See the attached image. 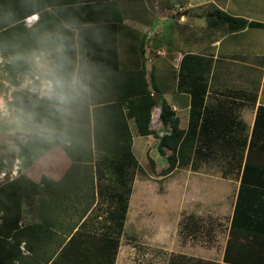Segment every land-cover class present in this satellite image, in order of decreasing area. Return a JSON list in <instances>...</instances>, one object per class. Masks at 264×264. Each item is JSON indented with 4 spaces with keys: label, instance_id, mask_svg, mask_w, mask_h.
Wrapping results in <instances>:
<instances>
[{
    "label": "crops",
    "instance_id": "0c3cea01",
    "mask_svg": "<svg viewBox=\"0 0 264 264\" xmlns=\"http://www.w3.org/2000/svg\"><path fill=\"white\" fill-rule=\"evenodd\" d=\"M51 1L58 2L59 0ZM172 2L176 6H180L179 1L173 0ZM148 3H159L161 11L157 15L158 18H152L153 16H150V20L147 18L145 8ZM116 4V8L112 7L110 12H104L105 15L110 16V19L113 18L112 23H107V28H103L98 32L99 34H92L91 36L94 35L92 37L93 43H97L99 46L107 45L112 50L110 33L113 34L118 55L117 66L113 68L117 69H104L106 71L90 73L86 70L83 60L84 48L81 51L77 48L76 64L71 78V80L75 78L78 82L75 90L77 98L85 105L92 101V95L94 99L106 95L115 98L125 92L127 88L125 82L128 76L134 77V83H136V80L140 79L141 72H143L144 79L148 82L147 90L151 91V96L157 102L151 110L149 128L154 131L155 129L159 130V127L155 125L156 118L159 116L160 103L165 101L178 119L179 129L187 132L191 97L182 91L170 92L169 86L163 90V78L166 76H171L172 79L174 76L178 77L181 59L184 56H192L191 61L194 66L204 67L203 77H205L206 91L203 95L202 105L196 109L199 111V116L194 120L196 122H194L191 137L190 159L186 160L187 163L184 166L181 165V168L190 167V171L185 174L186 176L177 180V198L183 199V202L181 203L179 200L177 201L178 206L175 204L176 217L178 219L183 217V213L186 211L185 207H188L189 204L190 210L191 202L198 201L197 204L195 202V209L196 205L204 207L205 204L211 203L212 215L216 210L219 214L223 211L226 213L227 219L223 232L226 245L241 188L242 196L238 204L236 220H234L231 230L234 235V243L237 245L235 248L245 257H264V189L252 190L249 185L241 187L240 182L251 137L254 146H261L264 143L263 129L258 127L253 133L257 110L259 107L264 108V0H193L189 8L191 13L180 14L179 18L172 16L173 14L166 8L163 11V0H119L116 1ZM204 4L209 7L208 11L201 7ZM214 8L230 17L241 18L247 23L260 24L261 27L233 30L227 25L217 24L212 17ZM64 15L69 23L64 22L59 15H55V17L49 15L44 22L42 21L43 24L47 23L51 26L49 30L45 31V35L55 36L59 42L53 46L44 47L40 53L46 55L53 49L57 52L61 51L63 49L61 41H64L62 33H66L64 30L73 32L74 40L78 37L83 42L84 38L81 32L73 27L78 22L79 16L71 14V12ZM27 18L29 19L25 20L26 25L29 20L31 24L26 27H32L37 23L39 15L33 14ZM172 18H176V21ZM171 26L175 27L177 40L171 39L173 31L167 29ZM181 27L187 31L181 33L179 30ZM164 31L170 34L165 35ZM163 35L166 36L167 40L172 41L171 53L167 55L163 52ZM86 36H88V32H86ZM152 40L155 43L151 46ZM75 43L78 45L77 41ZM94 46L92 48L96 56H94L93 63L99 65L103 61V65H111L113 63L112 58H108L109 61L106 63L104 54L100 51L101 48ZM195 75H199L198 71ZM93 108V106L88 105V111L91 114L90 124L93 122ZM101 118L103 116H98V122L102 121ZM127 127L131 137V153L138 162L140 159L137 153L141 154V150L149 143V138L153 139V135L140 136L137 133L133 118H127ZM161 129L163 128L161 127ZM82 131L84 130L82 129ZM69 143L67 142L66 145ZM76 143L83 149L85 148L84 151H88L89 146L93 151L91 156H88L89 154L72 156V161L76 163L89 162L93 157V161L96 158L101 161L108 155L105 150L106 146L112 144L103 136H98V150H94L93 138H91L90 144L86 137L76 141ZM49 152L48 155L53 153L52 150ZM61 157L62 162L71 163V159L66 153ZM51 158L60 160L56 154ZM249 163H255L257 167L264 161L258 154L250 151ZM205 166L208 168L207 170L201 169ZM52 171L54 170L50 172ZM51 175L47 177L56 182H59L63 177V175ZM74 175L75 173L70 178ZM259 177L264 179V175ZM189 179H191L189 184H186ZM185 185H189L190 193H187ZM53 191H49L51 201L48 200L49 198L44 199L47 194L44 193L42 204L35 207V215L38 221L32 224H42L44 228L38 232V236L24 234L18 235L14 239L11 238L12 233H10L6 237L8 247L0 248L1 264H43L44 257L46 258L44 264H51L54 261L57 255H53L48 260V252L44 249L52 244L49 242L56 241L54 230L58 220H60L59 218H64L61 214L68 207L66 205L68 203L53 201L56 195L59 197L63 193V190L58 191V188H55L56 192ZM48 195L46 196L48 197ZM224 199L227 200L226 204L222 203ZM19 209L18 227L21 229L31 224L22 225L20 223L22 220L21 205ZM196 210L198 211H192L193 213L189 211L190 213L184 219V223L187 222L189 227L193 223L201 225L204 222L198 216L195 217L194 214L201 215L203 210ZM206 213L208 212L206 211ZM77 230L76 227L72 229L70 236ZM245 237L248 239L245 240ZM251 237L254 239H250ZM4 238L0 237V241H3ZM17 240L20 242L18 243ZM69 240L70 237L65 239V242L67 243ZM246 242L249 243L246 244ZM257 243L263 246L262 250ZM61 249L62 247L59 251ZM8 253H14L16 257L5 260ZM218 264L229 263L219 261Z\"/></svg>",
    "mask_w": 264,
    "mask_h": 264
},
{
    "label": "rangeland",
    "instance_id": "374dc122",
    "mask_svg": "<svg viewBox=\"0 0 264 264\" xmlns=\"http://www.w3.org/2000/svg\"><path fill=\"white\" fill-rule=\"evenodd\" d=\"M172 1L163 0V11L166 8L173 14L172 16L178 18L180 14L191 13L189 8L193 0H176L179 1L180 6H176ZM201 7L205 11L209 10L206 4ZM160 11L159 3H148L145 15L149 20L150 16L158 18ZM26 19L24 24L28 26L31 21L29 20L26 25ZM171 28L167 27L171 32L173 31L171 39L177 40L175 27L171 26ZM179 30L181 33L187 31L183 27ZM164 33L170 34L165 31ZM165 35H163V52L167 55L171 53L172 41L167 40ZM154 43L155 41L152 40L151 46ZM56 52L55 49L46 55L36 52L24 59L18 56L4 57L0 53V187L16 180L19 175L25 176L33 184L38 183L40 175L62 176L71 164L67 161L62 162L61 156L64 153L75 157L93 154L91 146L88 151H84L85 148L76 143L83 139L79 136V129L78 132L76 129L70 130L75 133L73 139L69 136L70 139L66 138L48 147L49 144L56 142L57 138L46 136L44 145L36 146L29 137V128L17 118L19 109L16 108L15 97L20 101L38 100L28 92L27 88L22 87V83L24 80L27 83L28 76L32 74H38L41 78H50L46 69L51 68ZM37 60L40 62L39 67ZM177 80V76L173 79L171 76L164 77L163 90L169 86L170 92L181 91ZM153 132L155 133L153 139L149 138V143L143 147L141 154L137 153L140 160L138 162L135 160L134 165L125 171L119 184L115 183L116 177L111 170L112 167L108 165L95 173L97 158L95 161L93 157L89 162H78L79 167L76 168V172L74 171L75 175L71 178L67 177L64 181L63 193L53 199L68 203L66 204L68 209H64L61 214L64 218H59L58 228L54 230L56 241L49 242L52 244L44 249L48 252V260L53 255H57L51 264H195L196 261L218 264L219 261H223L226 248L225 236H223L226 213L223 211L219 214L216 210L212 215L211 203L205 204L204 207L196 205V209H201L203 212L201 215L194 213L196 215L194 216H198L204 222L201 225L193 223L189 227L187 222L184 223V219L189 211H198L195 209V202L197 204L198 201H195L189 202L190 210L189 204L185 207L183 217L179 219L176 217L177 201L180 200L176 194L177 180L190 171V167L181 168L187 163L186 157L190 159V148L185 146L179 150L177 158L180 163L176 161L172 173L165 174L168 167L166 157L170 152L165 151V156L159 155L157 146L161 134H158L156 129ZM67 142H70L69 145H66ZM70 146H75L71 153L66 150ZM51 150L53 153L48 155ZM55 154L60 160L51 158ZM201 169L208 168L205 166ZM51 170L54 171L50 172ZM190 180H187L186 184H189ZM185 188L187 193L191 192L189 185H185ZM128 190L125 219L119 229L112 218V213L120 208V204L113 200L111 194L114 191ZM46 193L49 194L48 197L47 194L36 192L34 196L21 202L22 225L38 221L35 207L42 204L44 195V199L49 198L48 200L51 201L50 193ZM180 202L182 203L183 199ZM222 203L226 204L227 200H222ZM1 223L2 210H0V236L5 238L0 241V248L5 249L8 247V241ZM75 227L78 230L70 236ZM69 237L70 240L66 243L65 239ZM45 259L44 257L43 264Z\"/></svg>",
    "mask_w": 264,
    "mask_h": 264
},
{
    "label": "trees",
    "instance_id": "16d2710c",
    "mask_svg": "<svg viewBox=\"0 0 264 264\" xmlns=\"http://www.w3.org/2000/svg\"><path fill=\"white\" fill-rule=\"evenodd\" d=\"M116 1L119 0H59L58 2L51 0H0V53L4 57L18 56L24 59L31 54L40 52L44 47L53 46L59 41L55 39V36L45 35V31L49 30L51 26L47 25V23L43 24L42 21L44 22L49 15L53 17L59 15L64 22L69 23L64 14H70L71 12V14L79 16L78 22L73 27H76V29L81 32L84 40L82 42L78 37L74 40L73 32L64 30V32H66L62 33L64 41H61L63 49L54 54L51 66V68L56 69V77L71 81L76 64L77 48L79 51L84 48L82 52L83 60L86 70L90 73H97L95 71H106L104 69H117L113 68L117 66L118 60L113 34L110 33L112 50L107 45L99 46L97 43H93L92 37L94 35L91 36L92 34H99L98 32H100V30L107 28V23H112L113 18L110 19V16L105 15L104 12H110L112 7L116 8ZM33 14L39 15L37 23L32 27H26L24 19ZM212 17H214L215 23L227 25L233 30L261 27L260 24L254 22L247 23L241 18L230 17L226 13L215 8L213 9ZM55 20L57 23L56 18ZM86 32H88V36H86ZM75 41H77L78 45H76ZM93 44L101 48L100 51L103 52L105 58L103 59L106 63L109 61L107 60L108 58H112L113 63L111 65H103V61L99 65L93 63L94 56H96L92 48L95 47ZM191 59L192 56H184L181 59L177 80L180 90L189 94L191 97L187 132L179 129L178 119L165 101L161 102L159 105L160 112L158 118L161 126L163 129L166 127L171 128V132L168 135L163 134L160 136L157 146V152L161 156H165V151L170 152L166 157L168 167L165 170V174H169L175 169L176 161H179L177 153L180 149L189 146L191 155V137L195 125L194 122H196L194 120L199 116V111H196V109L202 105L203 95L206 91V82L204 80L205 78H203L204 67L194 66ZM197 71L199 74L198 76L195 75ZM50 79H53L51 75ZM134 80V77L128 76L125 82L127 88L120 96L117 95V97L112 98L106 95L94 99L92 95L91 104L86 103L87 105L83 104L77 98L75 91L72 92L70 98L63 103L56 95H54L52 99L46 97L38 100L26 99L21 101L15 97L17 103L16 108L19 109L17 118L22 124L29 128L30 139L33 141L34 145L39 147L44 145L46 136L57 138L56 142L49 144L48 147H52L66 138L70 139L69 136L73 139L75 133L73 134L70 131L71 129H79V136L81 138L86 137L89 144L91 138H93L95 144L94 150H98V136L106 137L112 144L107 145L105 148L108 155L101 161L98 160L95 162V173H98L100 168L108 165L112 167L111 170L116 177L115 183L119 184L122 177L125 175V171L130 169L135 162L130 149L131 137L127 127V118L134 119L137 133L140 136L155 134L153 130L149 128V124L151 110L157 102L151 96V91L147 90L148 82L144 79L143 72H141L140 79L138 78L136 83H134ZM149 81L151 82V80ZM155 92H157V90H155ZM85 100L87 101L86 97ZM88 105L94 107V110H92V124H90L91 114L88 111ZM124 110H126V113H124ZM98 116H103L101 122H98ZM258 127L264 131V108L262 107H259L257 110L253 133ZM82 129L84 131L80 132ZM76 132H78V130ZM251 141L248 145L247 159L240 179L241 187L243 185H249L252 190H257L258 188L264 189V179L259 177L264 175V163L257 167L255 163H249L250 151L258 154L264 161V143H262L263 145L261 146H254ZM74 148L75 146H70L67 147L66 150L71 153ZM68 156L70 159L72 158V154L68 153ZM183 158L184 157H182V160ZM186 160H188V157H186L185 161ZM78 167L79 164L71 159L70 166L66 169L59 182L53 181L46 175H40L38 183L33 184L29 182L25 176L19 175L16 180L0 187V210H2L3 213L2 228L5 230L4 233L7 237L10 233H12L11 238L14 239L18 235L24 234L38 236V232L44 228L42 224H31L21 229L18 227L21 202L26 198L34 196L36 192L46 193L52 190L56 192L55 188H58V191L60 189L63 190L64 181L67 177L70 178ZM240 191L241 188L234 209L229 238L223 254V261L229 264H264V257H245L243 253H239L235 248L237 245L234 243V235L231 230L234 220H236L237 208L240 197L242 196ZM127 193H129V190L125 192L114 191L111 194L113 200H116L117 203L120 204V208L112 213V218L116 221V225L119 229L123 226L125 219ZM244 239L246 240L248 238L245 237ZM250 239L253 240L254 237ZM17 242L19 243L20 240H17ZM248 243L249 242H246V244ZM257 245L260 250H262L263 246L260 243H257ZM15 257L16 255L14 253H8L5 260H11ZM1 262L2 260H0V264ZM195 264L207 263L196 261Z\"/></svg>",
    "mask_w": 264,
    "mask_h": 264
},
{
    "label": "clouds",
    "instance_id": "9594fccd",
    "mask_svg": "<svg viewBox=\"0 0 264 264\" xmlns=\"http://www.w3.org/2000/svg\"><path fill=\"white\" fill-rule=\"evenodd\" d=\"M37 66H40L39 60H37ZM55 72V68L46 69V73L51 75L53 79L41 80L39 85H34L32 91L39 92L41 98L47 97L48 99H52L53 96L56 95L57 98L63 103L66 102L70 98V94L76 90L78 82L75 80V78H73L71 81L58 78L56 77Z\"/></svg>",
    "mask_w": 264,
    "mask_h": 264
},
{
    "label": "built area",
    "instance_id": "2783aa9c",
    "mask_svg": "<svg viewBox=\"0 0 264 264\" xmlns=\"http://www.w3.org/2000/svg\"><path fill=\"white\" fill-rule=\"evenodd\" d=\"M26 77V75L24 76ZM39 77V79H38ZM23 80V78H22ZM41 80H49L48 78H41L40 75L38 74H32V76H28V81L26 83V80H24V82L22 83V87H24L25 89L27 88L28 92L32 93V95L36 96L38 99H43L41 98V95L39 92H33L32 88L34 87V85H39L41 83ZM28 85V87H27ZM46 98V97H45ZM159 116H157V120H156V124L159 127V130L156 129V131L161 134L160 136H162L163 134H169L171 132V128L170 127H166L163 129V131H161V123L159 121ZM152 123V120H151ZM163 128V127H162Z\"/></svg>",
    "mask_w": 264,
    "mask_h": 264
}]
</instances>
